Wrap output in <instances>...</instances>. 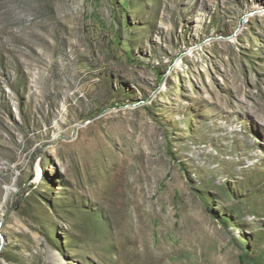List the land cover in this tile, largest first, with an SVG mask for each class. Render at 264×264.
<instances>
[{"label": "rangeland", "instance_id": "rangeland-1", "mask_svg": "<svg viewBox=\"0 0 264 264\" xmlns=\"http://www.w3.org/2000/svg\"><path fill=\"white\" fill-rule=\"evenodd\" d=\"M0 233V264H264V0H0Z\"/></svg>", "mask_w": 264, "mask_h": 264}, {"label": "bare ground", "instance_id": "bare-ground-1", "mask_svg": "<svg viewBox=\"0 0 264 264\" xmlns=\"http://www.w3.org/2000/svg\"><path fill=\"white\" fill-rule=\"evenodd\" d=\"M9 191H10V190H7V195H8V193H9ZM0 234H1V233H0ZM1 239H2V238L0 237V245H1ZM2 245H3V244H2Z\"/></svg>", "mask_w": 264, "mask_h": 264}]
</instances>
